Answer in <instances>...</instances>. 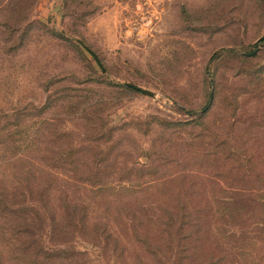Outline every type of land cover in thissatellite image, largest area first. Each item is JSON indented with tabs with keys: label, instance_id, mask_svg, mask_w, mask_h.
<instances>
[{
	"label": "rangeland",
	"instance_id": "374dc122",
	"mask_svg": "<svg viewBox=\"0 0 264 264\" xmlns=\"http://www.w3.org/2000/svg\"><path fill=\"white\" fill-rule=\"evenodd\" d=\"M262 36L264 0H0V264H264Z\"/></svg>",
	"mask_w": 264,
	"mask_h": 264
},
{
	"label": "trees",
	"instance_id": "16d2710c",
	"mask_svg": "<svg viewBox=\"0 0 264 264\" xmlns=\"http://www.w3.org/2000/svg\"><path fill=\"white\" fill-rule=\"evenodd\" d=\"M29 146V145H28ZM27 145H25V149L28 147ZM3 203H6L5 200H0V211H5L6 213H11V211H7V209H3ZM154 255V254H153Z\"/></svg>",
	"mask_w": 264,
	"mask_h": 264
},
{
	"label": "water",
	"instance_id": "95a60500",
	"mask_svg": "<svg viewBox=\"0 0 264 264\" xmlns=\"http://www.w3.org/2000/svg\"><path fill=\"white\" fill-rule=\"evenodd\" d=\"M263 39H264V36L258 38V39L256 40V42H260V41H262ZM253 55H254V52L251 53V54H249V56H253ZM127 86L130 87L129 85H127Z\"/></svg>",
	"mask_w": 264,
	"mask_h": 264
}]
</instances>
